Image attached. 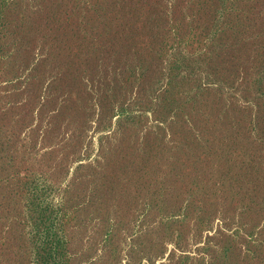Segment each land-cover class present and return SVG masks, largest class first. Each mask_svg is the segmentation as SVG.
Listing matches in <instances>:
<instances>
[{"label": "rangeland", "instance_id": "obj_1", "mask_svg": "<svg viewBox=\"0 0 264 264\" xmlns=\"http://www.w3.org/2000/svg\"><path fill=\"white\" fill-rule=\"evenodd\" d=\"M0 264H264V0H0Z\"/></svg>", "mask_w": 264, "mask_h": 264}]
</instances>
